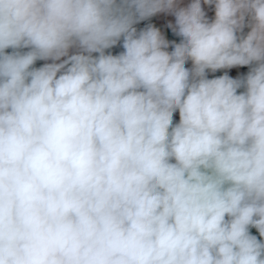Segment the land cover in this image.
Returning <instances> with one entry per match:
<instances>
[{"label":"clouds","instance_id":"obj_1","mask_svg":"<svg viewBox=\"0 0 264 264\" xmlns=\"http://www.w3.org/2000/svg\"><path fill=\"white\" fill-rule=\"evenodd\" d=\"M0 264H264V0H0Z\"/></svg>","mask_w":264,"mask_h":264},{"label":"crops","instance_id":"obj_2","mask_svg":"<svg viewBox=\"0 0 264 264\" xmlns=\"http://www.w3.org/2000/svg\"><path fill=\"white\" fill-rule=\"evenodd\" d=\"M185 2H187V0H185ZM177 119H178V115H177ZM254 231V230H253Z\"/></svg>","mask_w":264,"mask_h":264}]
</instances>
